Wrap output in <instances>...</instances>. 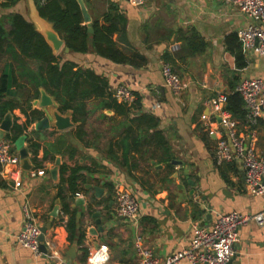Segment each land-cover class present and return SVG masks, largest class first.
I'll return each mask as SVG.
<instances>
[{
    "label": "crops",
    "instance_id": "1",
    "mask_svg": "<svg viewBox=\"0 0 264 264\" xmlns=\"http://www.w3.org/2000/svg\"><path fill=\"white\" fill-rule=\"evenodd\" d=\"M3 1L0 0V16L17 11L30 20L29 0H20L12 8L1 7ZM84 1L92 22L105 23L109 9L119 6L127 18L126 36L116 33L114 40L127 55L136 52L142 57H136V64H131L116 63L95 52H66L63 48L65 55L58 54L63 60L93 68L109 81L114 95L119 86L129 87L135 95L130 103L138 107V114L154 115L159 125L148 128L131 122L132 113L125 116L102 108L101 99L93 98L88 101L85 122H75L73 118L76 124L71 128L58 130L51 125L38 130L37 123L47 113L39 106L42 93L34 99V89L22 75L19 63L4 57L0 77L4 72L11 79L15 77L4 100L19 105L4 115L0 113V133L6 114L12 112L14 125L24 126L21 136L27 135L23 146L29 151L32 168H24L22 161L20 187L0 171V264H87L101 243L110 249L107 264H139L135 247L138 235L156 255L166 257L189 245L195 222L211 227L221 212L258 213L264 209V198L245 191L244 168L239 160L222 164L215 161L217 137L209 135L201 119L208 112V98L230 93L245 78L264 77V56L246 52L238 35L249 19L222 0H147L143 7L133 6L128 0ZM192 29L207 43L204 51L192 53L185 45L184 34ZM232 34L242 44L247 62L244 68H238L235 53L228 47L227 37ZM165 63H170L187 84L181 96L174 95L166 85L162 71ZM246 117L236 118L247 132ZM158 129L167 139V154L153 137ZM13 133L12 128L4 138L9 139ZM257 138L258 151L264 154V114L259 119ZM32 140L37 150L31 146ZM16 141L14 150L20 153ZM58 159L60 166L93 169V173H85L83 189L68 198L71 213L75 212L85 232L84 244L69 237L67 223L71 214L63 211L59 197L60 169L56 177L51 172ZM41 169L44 174L33 176V171ZM89 177L94 186L103 189L99 196L94 188H86ZM121 185L139 198V220L117 216L116 191ZM57 206L59 214L54 217ZM26 207L41 226L51 223L42 241L47 251L42 250L41 255L17 239L26 222ZM93 212H100L105 223L108 221L104 233H94L97 224ZM235 250L230 264H264V227L256 223L244 225ZM177 264L190 263L183 260Z\"/></svg>",
    "mask_w": 264,
    "mask_h": 264
},
{
    "label": "trees",
    "instance_id": "2",
    "mask_svg": "<svg viewBox=\"0 0 264 264\" xmlns=\"http://www.w3.org/2000/svg\"><path fill=\"white\" fill-rule=\"evenodd\" d=\"M35 1L41 15L54 24L72 52H95L116 63L136 64L135 58L142 57L136 52L131 56L127 55L114 40L116 33L121 37L126 36L127 18L119 6H112L109 9L105 14V23L98 20L92 22L91 32L90 26L84 20L79 0ZM19 2L20 0H4L1 7L12 8ZM184 40L192 53L204 51L207 47V43L195 29L185 33ZM227 44L235 53L238 68H244L247 62L237 35H229ZM6 56L19 63L22 75L28 78L31 88L34 89L32 94L34 99L41 95L42 89H45L57 100L61 112H72L75 122L79 120L85 122L88 101L95 98L101 99L102 108L113 109L125 116L132 113L134 117H130L131 122L146 124L148 128L159 125L158 118L154 115L149 113L139 115L135 103L119 102L110 90L109 81L93 68L82 67L73 60H63L61 55L55 54L35 24L21 12L11 11L0 16V61ZM166 59L169 57L166 56ZM13 78L15 80V77L11 79L8 72H4L0 77V113L3 115L19 105L13 100H4L9 94ZM227 108L239 119L246 117L244 98L235 90L228 93ZM38 117H41V113ZM13 131L15 134L13 133V136L9 134L8 138L16 141L23 134L24 126L15 123ZM79 132L83 133L81 129ZM153 137L157 146L163 148L167 154L169 147L163 130H156ZM36 145L32 140L31 146L35 150L38 149ZM86 172L93 173V169L88 166L69 167L66 164L60 166L59 197L63 203V211L71 214L67 223L69 237L71 241H78L80 244H84L85 232L79 227L75 212L71 213L68 198L77 195L83 189Z\"/></svg>",
    "mask_w": 264,
    "mask_h": 264
},
{
    "label": "built area",
    "instance_id": "3",
    "mask_svg": "<svg viewBox=\"0 0 264 264\" xmlns=\"http://www.w3.org/2000/svg\"><path fill=\"white\" fill-rule=\"evenodd\" d=\"M133 6L143 7L147 0H128ZM228 6L239 10L249 24L238 31L239 38L246 52L255 51L264 56V0H222ZM166 85L176 96H181L187 84L172 68L170 63L163 66ZM245 101L247 112L246 128L227 108L228 94L219 93L205 101L208 112L201 119L209 135H215L216 147L214 158L218 164L239 160L244 168V189L252 196L264 198V154L258 151L257 126L264 114V77L243 79L235 88ZM121 102H131L135 95L127 86L121 85L115 93ZM22 158L14 150L13 141L0 139V171L5 179H13L15 186H22ZM44 174L45 170L33 171V176ZM19 175V176H16ZM26 222L17 235L19 243L41 255L42 226L26 207ZM116 214L126 220H139L142 208L139 198L126 186H119L116 191ZM249 223L264 227V209L258 213L237 211L221 212L211 227L200 222L193 224V233L187 247L166 257L156 255L138 235L135 247L139 264H177L183 260L190 264H227L235 255V245L239 241L240 229ZM50 244V243H49ZM110 249L106 243L92 251L87 264H107Z\"/></svg>",
    "mask_w": 264,
    "mask_h": 264
},
{
    "label": "water",
    "instance_id": "4",
    "mask_svg": "<svg viewBox=\"0 0 264 264\" xmlns=\"http://www.w3.org/2000/svg\"><path fill=\"white\" fill-rule=\"evenodd\" d=\"M79 3L83 11L84 20L90 26V31L93 32V28L91 26L92 17L85 4V1L79 0ZM29 17H30V20L35 24L38 32H40L43 35L47 43L51 46L55 54H58L59 51L63 48H65L66 52L70 51V48L67 45H65V40L63 39V37L55 29L54 24L41 15L35 0H29ZM39 106L45 108L47 110V113L37 123L38 130H44V129L50 128L51 125L55 126L58 130H65V129L73 127L76 124L73 121L72 112L71 111L67 113L61 112L59 109V103L57 102V100L52 95H50L45 89H42V95L39 101ZM13 126H14L13 113L9 112L6 114L2 122V125H1L2 132L0 133V139H3L7 133L11 132ZM26 137L27 135L21 136L16 141V145L20 149V156L22 158V161L24 162V168L31 169L32 166L29 165V159H28L29 151L27 148L23 146ZM175 162H178V161H175ZM60 164H61V159H58L57 166L51 170L54 177H56L58 174V171L60 169ZM86 188L87 189L94 188L96 190L97 196H99L100 193L103 191V189L100 186H94L92 184L91 177H89L88 179ZM80 200L82 203L84 202L83 199H80ZM83 210H86V207ZM58 214H59V206H57L55 210L53 211V216L57 217ZM92 216L96 219V224H97V227L93 229L94 233H99V232L104 233L109 227L108 221L105 223V221L101 218L100 212H93ZM50 226H51V223H48V225L41 227L42 228V235H41L42 241H44L45 235ZM98 246H100V244ZM41 250L45 252L47 251V247L44 243L41 244ZM232 260L233 258L227 264H230ZM63 264H66V263H63Z\"/></svg>",
    "mask_w": 264,
    "mask_h": 264
},
{
    "label": "rangeland",
    "instance_id": "5",
    "mask_svg": "<svg viewBox=\"0 0 264 264\" xmlns=\"http://www.w3.org/2000/svg\"><path fill=\"white\" fill-rule=\"evenodd\" d=\"M0 11L2 12L3 10L0 9ZM59 52L61 53V55H65V54L62 52V49H61ZM2 65H3V62L0 63V72H1V70H2ZM92 122H93V119H92Z\"/></svg>",
    "mask_w": 264,
    "mask_h": 264
}]
</instances>
